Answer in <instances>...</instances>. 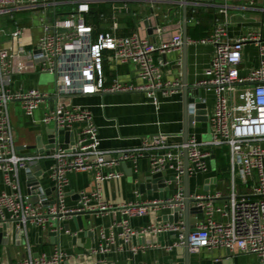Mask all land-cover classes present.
<instances>
[{
	"label": "built area",
	"instance_id": "obj_1",
	"mask_svg": "<svg viewBox=\"0 0 264 264\" xmlns=\"http://www.w3.org/2000/svg\"><path fill=\"white\" fill-rule=\"evenodd\" d=\"M117 0H0V17L30 12L37 20L39 35L31 38L29 46L20 40L25 29L15 22L9 33L0 30V179L5 190L0 193V227L15 223L19 243L33 226L40 233L57 234L59 223L82 214L103 215L121 211L124 219L108 232L98 231L99 244L91 250V264H105L98 256H105L115 245L116 238L128 244L133 238L147 233L176 235L174 246L184 242L183 222V150L187 151L189 178L209 169L211 156L222 148L228 150L229 176L227 193L223 189L189 195L195 217L201 219L189 233L190 253L229 250L244 255H255L264 264V44L258 34L229 39L223 25H218L211 36L190 45H211L213 55L204 79L196 86L213 93L207 117L210 140L202 142L189 135L187 142L169 143L162 136L149 137L141 146L130 151H104L100 148L97 128L90 111L77 105H66L73 97L105 94L142 93L154 106L159 98H167L181 87L180 78L167 77L162 70V57L179 50L182 36L155 44L141 37L138 31L126 36L96 31L89 21L95 4ZM133 1V0H127ZM153 9L155 0H134ZM181 4V0H162ZM192 12L211 0H186ZM4 40V41H3ZM3 41V42H2ZM258 45V66L245 76L240 74L242 49L247 43ZM161 57L156 62L155 56ZM131 65L139 84L113 83L106 85L104 65ZM29 70L36 74H50L55 78L49 90L32 88L13 90L12 77ZM11 103H19L23 116L32 125L52 126L51 148L46 155L53 161L50 179L55 202L46 206L47 193L29 164L37 159L21 153L16 147L13 125L8 113ZM203 104L204 101H202ZM44 108L40 121L35 112ZM61 136V139H60ZM63 136V138H62ZM25 148V147H24ZM148 152L160 153L151 159V176L172 171L165 184L174 186L172 197L114 206L104 198V185L119 178L115 172H103L114 162L137 160ZM93 173L91 190L80 192L76 205L65 204L68 174ZM168 210L169 217L178 211L176 222L168 220L151 224L145 229H134L131 220ZM168 218V217H167ZM119 230V232H115ZM151 246L134 247V255ZM13 264H78L63 250L56 248L48 256L44 253L27 257ZM158 264V263H154Z\"/></svg>",
	"mask_w": 264,
	"mask_h": 264
},
{
	"label": "crops",
	"instance_id": "obj_2",
	"mask_svg": "<svg viewBox=\"0 0 264 264\" xmlns=\"http://www.w3.org/2000/svg\"><path fill=\"white\" fill-rule=\"evenodd\" d=\"M182 12L181 4L167 3L162 0H155L153 9L134 0H117L93 5L89 21L99 32H109L116 27L117 35L126 36L138 31L141 37L160 44L170 41L178 34L182 36ZM15 14L22 16L20 22L16 23L25 29V36L20 43L28 45L31 38L35 40L39 35L38 29H33L31 32V28L36 25L27 26L28 21L36 20V18L30 12ZM25 15H28V18ZM5 18L7 17H0L2 25L7 23ZM10 18L13 19V16ZM218 25L225 27L229 39H238L245 37L248 33H255L264 44V0H211L205 6L198 8L195 13L187 6V35L188 31L194 28H199L198 34L201 35V38L192 41L198 42L209 38ZM14 27L11 30L2 27L0 30L9 33ZM188 40L191 41L189 37ZM187 45V81L189 84L197 85L204 79L203 73L210 64L213 47L200 44ZM181 55V49L174 50L165 55L166 63L161 60L164 64L162 70L167 77L181 79V70L175 68L181 63ZM241 56L239 70L240 74L245 76L258 66L257 43L245 44ZM160 58L156 55V62ZM39 76L40 74L32 70L14 76L11 88L13 90L32 88L49 90L52 83L43 87ZM105 78L106 85L140 83L131 65L107 66ZM200 97L205 103L203 104L206 113L204 117H208L213 93L203 89ZM65 104L81 106L90 111L97 128L100 148L104 151H130L140 147L143 140L157 136L166 138L171 144L183 142L180 92L171 93L167 98H159L157 106L151 104L142 93L73 97L65 100ZM43 110L44 108L41 107L35 112L36 121H40ZM8 113L14 131L16 126L20 128L18 131H21L16 135V147L21 153L37 157L29 164V168L38 177L41 187L47 193L48 200L45 205H53L55 199L52 193L53 182L50 179L53 161L46 155L51 145L54 128L42 124H30L29 120L23 116L19 103H11ZM189 135L195 136L202 142H208L210 140L208 122H202L199 128L189 130ZM26 136H32V142L28 141ZM157 155L161 154L148 152L135 161H123L114 154L107 158V162H114V165L110 169L104 167L103 172H115L119 178L105 183V200L111 205L118 206L172 197L174 186H167L165 182L172 178L173 172L167 170L158 177L151 176V159ZM215 162V158L211 159L207 172L196 173L189 178L190 195L217 189L227 191V179L223 178L216 167L214 168ZM67 178L69 186L66 189L65 204L67 207H73L76 205L80 192L91 190L93 173L68 174ZM4 190L5 187L0 179V193ZM167 217H169L168 210L160 209L154 214L134 218L130 222L134 229H145L151 224L164 221ZM123 219V214L118 210L103 215L82 214L60 221V232L56 235L49 232L40 233L35 227L29 226L20 243L15 223H7L0 227V264H13L29 254L33 257L42 253L50 256L59 247L71 259H76L78 264H91L93 257H90L89 252L96 249L100 242L98 231L108 232L113 225L121 223ZM189 219L190 225L194 227L195 219L198 222L201 217L191 214ZM89 232L93 234L92 237H89ZM115 232L118 233L119 230ZM175 244L176 235L173 233L159 235L147 233L133 238L128 244H124L118 237L111 251L97 258L104 260L105 264H183V247L174 246ZM137 246H151V248L140 250L133 255L131 249ZM225 258V250L201 251L198 254L190 253V264H221ZM231 259L232 264H258L255 255L233 252Z\"/></svg>",
	"mask_w": 264,
	"mask_h": 264
},
{
	"label": "water",
	"instance_id": "obj_3",
	"mask_svg": "<svg viewBox=\"0 0 264 264\" xmlns=\"http://www.w3.org/2000/svg\"><path fill=\"white\" fill-rule=\"evenodd\" d=\"M182 6V55L181 63L175 68L181 70V87L176 89V92H180L182 95V132L181 138L183 143L187 142L189 136V130L196 129L200 127L202 122H207V117H204L206 114L203 109V103L200 97L203 87L189 84L187 81V1L181 0ZM163 63H166V57H162ZM55 78L53 77V82ZM203 116V117H202ZM51 145L49 146V149ZM48 149V150H49ZM184 164H183V222H184V242H183V264H190V251L188 246L189 233L193 229V226L190 225L189 216L193 214L192 210V201L189 199V175H188V159L187 151L183 150ZM214 155L211 156V159L214 160ZM159 174L157 175V177ZM176 215L174 217H168L165 220L170 222H176L179 218L177 216L178 211H175ZM56 235V234H55ZM89 237H92V233H88ZM226 258L221 264H232L231 252L225 250Z\"/></svg>",
	"mask_w": 264,
	"mask_h": 264
},
{
	"label": "rangeland",
	"instance_id": "obj_4",
	"mask_svg": "<svg viewBox=\"0 0 264 264\" xmlns=\"http://www.w3.org/2000/svg\"><path fill=\"white\" fill-rule=\"evenodd\" d=\"M25 16H27V18H28V15H25ZM21 17H22L21 15H16L14 13L13 14V19H11L10 16L7 17V18H5V19H7V23L5 25L4 24L2 25L0 23V29L2 27H4L5 29H9L10 28V30H11V28L14 27L15 22H20V18ZM32 25H37V20H34L33 19L32 21L31 20L28 21V25L27 26L30 27ZM28 46H29V44L28 45H26V44L23 45V47H28ZM39 77L41 78V82H42L41 85L43 87L44 86L46 87L49 84L53 83V76L50 75V74L41 73ZM18 129H20V128H18L16 126L15 131L13 132L14 133L15 142L17 140V137H16L17 132H21L20 130L18 131ZM26 138H27L28 141L32 142V136H29V137L26 136ZM217 157H218L217 158V161L213 164L214 165V168L216 167L218 169V171H220V173H225V176L224 177L225 178H228V176H229V173H228V169H229V161H228V159H229V157H228V150H227V148L224 147L222 149L217 150Z\"/></svg>",
	"mask_w": 264,
	"mask_h": 264
},
{
	"label": "trees",
	"instance_id": "obj_5",
	"mask_svg": "<svg viewBox=\"0 0 264 264\" xmlns=\"http://www.w3.org/2000/svg\"><path fill=\"white\" fill-rule=\"evenodd\" d=\"M96 9V8H94ZM93 21V20H92ZM198 29L199 28H194V29H191L188 31V37L189 39L192 41V40H197L199 38H201V35L198 34ZM103 70H104V74L106 75L107 74V65L105 64L104 67H103ZM217 153L215 154V160L217 161ZM220 172V171H219ZM223 174V175H222ZM221 175L223 176V178L225 179V173H221Z\"/></svg>",
	"mask_w": 264,
	"mask_h": 264
}]
</instances>
